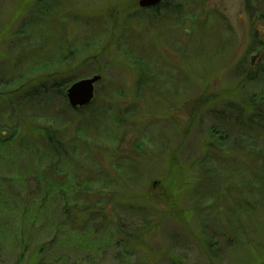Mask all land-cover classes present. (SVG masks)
Returning <instances> with one entry per match:
<instances>
[{"label":"rangeland","instance_id":"1","mask_svg":"<svg viewBox=\"0 0 264 264\" xmlns=\"http://www.w3.org/2000/svg\"><path fill=\"white\" fill-rule=\"evenodd\" d=\"M139 1L0 0V264H264V0Z\"/></svg>","mask_w":264,"mask_h":264},{"label":"water","instance_id":"2","mask_svg":"<svg viewBox=\"0 0 264 264\" xmlns=\"http://www.w3.org/2000/svg\"><path fill=\"white\" fill-rule=\"evenodd\" d=\"M161 0H140V8H150ZM101 80V77L95 75L91 78H85L72 83L66 90V98L71 109L84 108L91 104L94 99V86Z\"/></svg>","mask_w":264,"mask_h":264},{"label":"trees","instance_id":"3","mask_svg":"<svg viewBox=\"0 0 264 264\" xmlns=\"http://www.w3.org/2000/svg\"><path fill=\"white\" fill-rule=\"evenodd\" d=\"M71 84L70 81H67V82H60L59 84H57L58 86H63V87H66V89L68 88V86ZM66 89L64 91H66ZM63 91V92H64ZM76 110V109H74Z\"/></svg>","mask_w":264,"mask_h":264},{"label":"flooded vegetation","instance_id":"4","mask_svg":"<svg viewBox=\"0 0 264 264\" xmlns=\"http://www.w3.org/2000/svg\"><path fill=\"white\" fill-rule=\"evenodd\" d=\"M163 0L160 1V3H158L157 5L150 7V8H141V9H150V10H154L156 8H158L161 4H162Z\"/></svg>","mask_w":264,"mask_h":264},{"label":"bare ground","instance_id":"5","mask_svg":"<svg viewBox=\"0 0 264 264\" xmlns=\"http://www.w3.org/2000/svg\"><path fill=\"white\" fill-rule=\"evenodd\" d=\"M72 84V83H71Z\"/></svg>","mask_w":264,"mask_h":264}]
</instances>
